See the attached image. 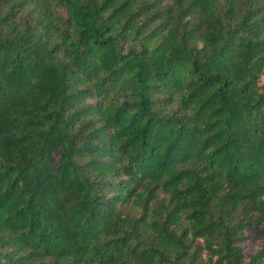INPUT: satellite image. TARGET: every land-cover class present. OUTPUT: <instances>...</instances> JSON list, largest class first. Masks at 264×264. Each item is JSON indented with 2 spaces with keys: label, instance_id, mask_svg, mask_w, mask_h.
<instances>
[{
  "label": "trees",
  "instance_id": "trees-1",
  "mask_svg": "<svg viewBox=\"0 0 264 264\" xmlns=\"http://www.w3.org/2000/svg\"><path fill=\"white\" fill-rule=\"evenodd\" d=\"M0 264H264V0H0Z\"/></svg>",
  "mask_w": 264,
  "mask_h": 264
}]
</instances>
